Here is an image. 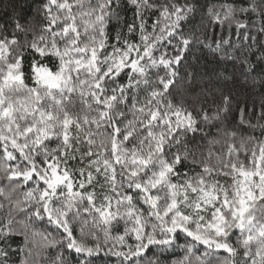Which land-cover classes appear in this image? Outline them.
<instances>
[{
	"label": "snow or ice",
	"instance_id": "obj_1",
	"mask_svg": "<svg viewBox=\"0 0 264 264\" xmlns=\"http://www.w3.org/2000/svg\"><path fill=\"white\" fill-rule=\"evenodd\" d=\"M0 13V264H264V0Z\"/></svg>",
	"mask_w": 264,
	"mask_h": 264
},
{
	"label": "trees",
	"instance_id": "obj_2",
	"mask_svg": "<svg viewBox=\"0 0 264 264\" xmlns=\"http://www.w3.org/2000/svg\"><path fill=\"white\" fill-rule=\"evenodd\" d=\"M2 2H3V0H0V3H2ZM0 14H2V13H0ZM131 14H132V13H131L130 10L126 13L127 17H129V18L131 17ZM105 259H106V258H103V257H102V258L100 259V261H98V264H104Z\"/></svg>",
	"mask_w": 264,
	"mask_h": 264
}]
</instances>
